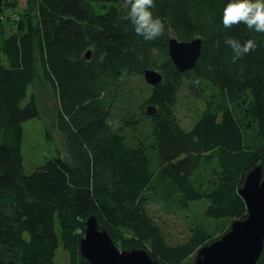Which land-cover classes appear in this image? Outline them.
I'll list each match as a JSON object with an SVG mask.
<instances>
[{
	"label": "trees",
	"instance_id": "1",
	"mask_svg": "<svg viewBox=\"0 0 264 264\" xmlns=\"http://www.w3.org/2000/svg\"><path fill=\"white\" fill-rule=\"evenodd\" d=\"M20 1L3 0L0 13V261L58 264L62 245L68 264H90L80 240L96 216L122 250L192 264L227 222L247 217L239 190L264 168V33L226 29L228 0H154L165 30L150 41L123 0H29L18 21L6 17ZM227 37L257 48L233 63ZM172 38L203 40L193 69L174 65ZM146 70L163 81L149 85ZM184 98L204 102L189 127ZM36 118L57 129L67 154L27 173L24 124ZM152 205L197 223L173 243Z\"/></svg>",
	"mask_w": 264,
	"mask_h": 264
},
{
	"label": "water",
	"instance_id": "2",
	"mask_svg": "<svg viewBox=\"0 0 264 264\" xmlns=\"http://www.w3.org/2000/svg\"><path fill=\"white\" fill-rule=\"evenodd\" d=\"M125 2V0H123ZM3 0H0V13ZM203 47L201 38L189 42L172 38L169 42V56L179 71L193 69L200 58ZM91 51L86 58L90 59ZM145 79L155 86L163 81L159 71L146 70ZM156 108H147V114L154 116ZM248 215L234 220L229 231L221 238L202 247L192 264H257L264 250V168L262 165L251 170L239 190ZM81 255L90 264H160L152 259L145 249L121 250L106 229L101 228L96 216L86 222L84 236L80 240ZM0 264H4L0 261Z\"/></svg>",
	"mask_w": 264,
	"mask_h": 264
},
{
	"label": "rangeland",
	"instance_id": "3",
	"mask_svg": "<svg viewBox=\"0 0 264 264\" xmlns=\"http://www.w3.org/2000/svg\"><path fill=\"white\" fill-rule=\"evenodd\" d=\"M28 2L29 0H21L16 9H11L7 6L4 9V14L12 20L18 21L24 16ZM28 100L26 99L23 105H26ZM203 107L204 102L201 100L182 99L178 107V114L186 127L193 124L198 112ZM49 130L50 135L48 133ZM22 154L26 172L32 173L36 168L43 166L48 160L59 155L66 156L67 149L64 145V138L57 129L49 126L43 118H36L24 124ZM150 211L163 224L169 239L173 243L186 239L190 234L191 228L197 223L198 216L195 213L169 217L162 214L160 207L157 205H152ZM226 224H228V228L231 226V223L227 222ZM222 226L225 227V222H223ZM116 245L121 249L118 243ZM56 261L58 264H68L69 262V255L62 245H60L56 253Z\"/></svg>",
	"mask_w": 264,
	"mask_h": 264
},
{
	"label": "clouds",
	"instance_id": "4",
	"mask_svg": "<svg viewBox=\"0 0 264 264\" xmlns=\"http://www.w3.org/2000/svg\"><path fill=\"white\" fill-rule=\"evenodd\" d=\"M155 6L154 0H125L124 3V7L129 10L128 17L135 33L146 41L164 35L165 25L152 11ZM222 23L226 29L243 24L251 31L264 33V0H228L223 9ZM224 43L233 51V63L257 48L253 39L241 43L235 38L227 37Z\"/></svg>",
	"mask_w": 264,
	"mask_h": 264
}]
</instances>
